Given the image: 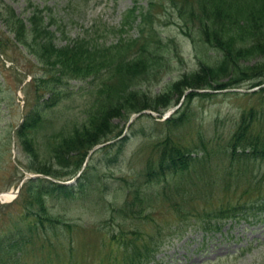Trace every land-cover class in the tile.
Wrapping results in <instances>:
<instances>
[{"label": "trees", "instance_id": "1", "mask_svg": "<svg viewBox=\"0 0 264 264\" xmlns=\"http://www.w3.org/2000/svg\"><path fill=\"white\" fill-rule=\"evenodd\" d=\"M171 2L179 10L182 24L198 29V38L184 30L193 37L196 63L191 72L183 73L154 98L138 86L146 77H156L164 71L177 50L175 39L165 38L158 26L155 9L159 0H150L147 6L135 1L122 15L118 27L102 24V30L97 23L86 35L74 37L68 34L51 5L29 0L28 12L23 16L12 4L0 0V48L22 46L36 57L41 71L26 84L34 90L29 100L32 110L12 128L36 159L34 166H26L28 170L69 180L80 172L95 145L123 133L135 112L150 105L164 111L174 101V91L177 103L181 100L185 85L212 88L216 83L217 88L237 87L253 76H264V63L258 71L247 72V65L240 62L241 58L264 56V0ZM63 38L65 42L59 43ZM225 73L232 76L222 82L219 77ZM76 80L92 87L90 107L84 116H69L62 128L52 131L58 121L55 109L65 97L75 93L71 87ZM0 83H5L4 78ZM260 83H264V77L253 86ZM207 94L212 95L191 91L184 101L192 102ZM263 116L252 109L242 112L223 146L215 148L210 141L200 139L204 151L201 156L194 154L193 146L181 143L172 134L159 139L155 144L157 158L149 159L142 174L122 179L129 194L118 212L125 216L131 212L144 214L145 208L160 196L168 212L174 214V222L159 224L160 235L139 232L127 238L121 228L104 243L112 250L101 252L95 264H149L170 236L183 237L192 226L209 234L220 232L231 219L241 221L257 212L264 217L263 177L257 179L261 173H256L255 168L264 162V130L257 126ZM170 117V127H179L189 119L184 115ZM44 128L50 129L43 136L45 147L38 135ZM47 149L51 159L43 157ZM118 154L107 160L114 162L121 157ZM92 157L77 184L65 185L41 177L28 179L12 203L0 204V264H83L71 245L80 226L60 206L73 201L92 202L96 193L106 188L97 190L103 178L95 172ZM191 172L195 176L178 179ZM173 175L177 178L170 183ZM163 181L160 195L142 188V184L147 187ZM15 205L19 208L14 209ZM165 229L170 234H164ZM63 249L70 252L62 253Z\"/></svg>", "mask_w": 264, "mask_h": 264}, {"label": "rangeland", "instance_id": "2", "mask_svg": "<svg viewBox=\"0 0 264 264\" xmlns=\"http://www.w3.org/2000/svg\"><path fill=\"white\" fill-rule=\"evenodd\" d=\"M5 1L12 4L23 16L28 12L26 8L29 0ZM135 1L147 6L150 0H35L36 3L51 5L55 9L58 20L65 23V28L71 37L86 35V32L91 27L95 28L97 23L100 29L102 24L118 27L123 18L122 15L133 6ZM155 10L156 15H159L156 17L159 18L158 26L163 36L174 38L173 43L177 50L172 53V62L164 71L156 77H146L143 79L145 82L138 86L140 90L154 98L167 90L169 85L178 80L183 73L191 72L195 68L193 37L198 38V29H191L182 24L184 21L180 12L174 8L171 0H159ZM0 21L2 22L1 17ZM1 22L0 25H2ZM184 30L190 31L193 37L187 36ZM134 33L136 34V30ZM112 38L113 35L110 34L109 39ZM64 42L63 38L59 43ZM170 45H173L172 42ZM23 50L22 46L14 45L0 48V82L3 78L5 80V83H0V193L16 189L26 175L39 173L26 168L29 164L34 166L37 163L36 159L24 147L22 140H18L16 132L12 131L13 124L21 123L24 116L32 110L29 100L34 90L25 84L30 81L34 73L37 75L41 73L36 57L26 49L22 53ZM177 54L183 57L180 58ZM240 62L242 65H247L245 67L247 72L258 71L260 64L264 63V56L259 54L247 59L241 58ZM262 75L253 76L254 78L248 79L237 87L217 88L216 83L213 89L185 85V93L198 91L212 95L197 96L188 103L181 98L177 103L178 95H176L177 91H174L172 94L174 101L169 108H164L162 111V108L156 109L159 106H146L144 109L146 112L135 117L125 139L104 145L91 155L95 172L100 175V179H104V183L102 179L97 190H103L104 186L106 188L104 187L102 192H97L92 202L81 200L73 201L68 206H60V210H67V215L80 226L74 233V242L71 245L75 255L77 254L83 264H95L101 252L111 251L113 247L104 243L117 231L123 230L127 238L135 237L139 232H145L146 236L160 235L157 229L159 224L163 226L164 222H174V214L168 212L160 196L153 204L145 208L144 214L138 215L132 212L128 216L120 214L118 209L126 202L129 194V189L124 186L122 179L126 177L133 179L142 174L149 159L152 156L153 158L158 156L155 144L168 134H172L181 143L190 144L195 151H202L200 139L210 141L215 148L225 145L235 130L234 126L242 112L252 109L255 113L264 114V90L262 89L264 83L253 86L254 82L262 80L264 77ZM231 76L225 73L219 78L220 81L225 82ZM72 84L71 88L75 93L71 97H65L56 107V116H54L58 121L52 127V131L62 128L69 116H84L90 107L89 104L94 96L90 84L81 80L72 81ZM237 88L255 90L244 92ZM203 89L210 91L201 92ZM50 96L51 94L48 93L47 98ZM170 110L173 111L164 117ZM170 115L172 117L184 115L183 118L189 119L179 127H170L172 126L168 122L171 120ZM114 120L118 123L116 118ZM257 126L260 131L264 130V116L257 121ZM49 131V128H44L38 134L39 140H43L44 147L46 141L43 136ZM117 154L121 157H117L114 162L107 160L108 158L113 160ZM50 156L51 153L47 149L43 157L51 159ZM255 168L256 173H261L257 179L263 177L264 183V162L256 164ZM190 175L195 176L193 172L185 173L184 177L178 179L184 181L189 179ZM176 178L173 175L169 182H175ZM28 179L31 178H26L24 181L27 182ZM143 179L141 177V181L144 182ZM164 183L165 181L147 187L142 184V188L160 195ZM11 202V199L0 201L4 204ZM158 206L161 208L156 209ZM13 208L19 207L15 205ZM262 218H264L263 215L257 212L256 215L249 214L241 221L231 219L224 224L220 232H209V234L192 226L183 237L170 236L157 253V258L149 264H264V219ZM163 233L170 234L167 229ZM65 245L68 248V244L65 243ZM65 249L62 253L70 252L69 249Z\"/></svg>", "mask_w": 264, "mask_h": 264}, {"label": "bare ground", "instance_id": "3", "mask_svg": "<svg viewBox=\"0 0 264 264\" xmlns=\"http://www.w3.org/2000/svg\"><path fill=\"white\" fill-rule=\"evenodd\" d=\"M12 196V194H10V192L7 193H3V198H10Z\"/></svg>", "mask_w": 264, "mask_h": 264}, {"label": "water", "instance_id": "4", "mask_svg": "<svg viewBox=\"0 0 264 264\" xmlns=\"http://www.w3.org/2000/svg\"><path fill=\"white\" fill-rule=\"evenodd\" d=\"M100 146H102V145H97L94 149H96V148H98ZM34 176H44V175H42V174H34V175H31V177H34ZM21 186H22V184L20 185V188H21Z\"/></svg>", "mask_w": 264, "mask_h": 264}]
</instances>
